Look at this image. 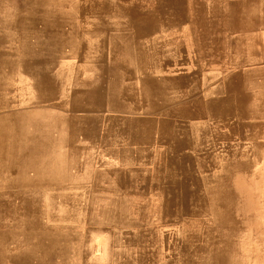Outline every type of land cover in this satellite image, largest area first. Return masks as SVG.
<instances>
[{
	"label": "rangeland",
	"instance_id": "rangeland-1",
	"mask_svg": "<svg viewBox=\"0 0 264 264\" xmlns=\"http://www.w3.org/2000/svg\"><path fill=\"white\" fill-rule=\"evenodd\" d=\"M0 10V264H264V0Z\"/></svg>",
	"mask_w": 264,
	"mask_h": 264
},
{
	"label": "bare ground",
	"instance_id": "bare-ground-1",
	"mask_svg": "<svg viewBox=\"0 0 264 264\" xmlns=\"http://www.w3.org/2000/svg\"><path fill=\"white\" fill-rule=\"evenodd\" d=\"M8 2V1H7ZM10 3V2H9ZM37 4H41V2H39V3H37ZM62 4H64V2L62 3ZM42 5V4H41ZM44 5V4H43ZM67 5V4H66ZM1 8H3V7H1ZM5 8V7H4ZM11 8V7H10ZM53 9V8H52ZM35 10V9H34ZM60 10V9H59ZM58 10V11H59ZM68 10V9H67ZM1 11V10H0ZM4 11V10H3ZM57 11V10H56ZM63 11H64V9H63ZM38 12V11H37ZM1 13V12H0ZM5 13V12H4ZM26 13V12H25ZM35 13V12H34ZM41 13V12H40ZM43 13V12H42ZM52 13V12H51ZM78 13V12H77ZM6 14V13H5ZM26 14H28V13H26ZM45 14V13H44ZM56 14V13H55ZM4 16V15H3ZM61 16V15H60ZM65 16V15H64ZM73 16V15H72ZM87 16H88V14H87ZM95 16V15H94ZM70 17V16H69ZM7 19V18H6ZM83 19H84V17H83ZM28 21V20H27ZM67 22V21H66ZM6 24V23H5ZM92 25V24H91ZM4 26V25H3ZM64 26H66V25H64ZM93 26V25H92ZM95 26V25H94ZM5 27V26H4ZM60 27V26H59ZM14 28V27H13ZM64 28V27H63ZM73 28V27H72ZM82 28V27H81ZM89 28V27H88ZM94 28V27H93ZM81 30V29H80ZM83 31V30H82ZM90 31V30H89ZM67 32V31H66ZM86 32H88V31H86ZM23 33V32H22ZM61 33V32H60ZM70 33V32H69ZM91 34H92V32H91ZM32 35V34H31ZM40 35V34H39ZM38 35V36H39ZM65 35V34H64ZM74 35H76V34H74ZM73 35V36H74ZM95 35V34H94ZM93 35V36H94ZM29 36V35H28ZM27 36V37H28ZM27 37H25V38H27ZM34 37V36H33ZM42 37V36H41ZM72 37V36H71ZM119 38V37H118ZM114 39H115V37H114ZM33 40V39H32ZM37 40V39H36ZM65 40V39H64ZM118 43V42H117ZM123 44V43H122ZM124 45V44H123ZM122 45V46H123ZM98 46V45H97ZM63 47V46H62ZM5 48V47H4ZM126 48V47H125ZM71 49H73V48H71ZM94 51V50H93ZM112 51H113V48H112ZM117 51V50H116ZM67 52V51H66ZM68 53V52H67ZM72 53V52H71ZM76 53V52H75ZM119 53H120V51H119ZM129 53V52H128ZM91 54V53H90ZM65 55H66V53H65ZM85 56V55H84ZM86 57V56H85ZM62 58V57H61ZM114 63V62H113ZM117 63V62H116ZM134 63V62H133ZM60 64V63H59ZM111 64V63H110ZM38 65V64H37ZM89 66V65H88ZM114 68V67H113ZM40 69V68H39ZM57 69V68H56ZM74 69H77V68H74ZM6 70V69H5ZM4 71V70H3ZM57 71V70H56ZM1 75V74H0ZM28 75V74H27ZM1 79V78H0ZM63 81V80H62ZM63 83V82H62ZM80 89V88H79ZM75 91V90H74ZM86 91V90H85ZM63 93V92H62ZM74 93V92H73ZM82 93V92H81ZM66 94V93H65ZM85 94V93H84ZM75 97V96H74ZM33 99V98H32ZM67 101V100H66ZM1 102V101H0ZM4 104H5V102H3ZM2 103V104H3ZM4 104H3V106H4ZM30 104V103H29ZM32 104V103H31ZM40 105H42L41 103H39ZM45 104V103H44ZM39 105V106H40ZM66 105V104H65ZM72 105V104H71ZM33 106V105H32ZM47 106V105H46ZM6 107V106H5ZM12 107V106H11ZM74 108V107H73ZM5 109V108H4ZM15 109V108H14ZM3 110V109H2ZM179 131V130H178ZM62 132V131H61ZM181 132V131H180ZM182 133V132H181ZM56 138V137H55ZM69 139V138H68ZM65 141V140H64ZM50 143V142H49ZM41 144V143H40ZM44 144V143H43ZM51 145V144H50ZM60 147V146H59ZM62 147V146H61ZM61 154V153H60ZM64 155V154H63ZM48 156V155H47ZM66 156V155H65ZM72 156V155H71ZM70 156V157H71ZM109 158V157H108ZM96 159V158H95ZM108 160V159H107ZM3 162V161H2ZM51 164V163H50ZM74 164V163H73ZM1 165V164H0ZM3 165V164H2ZM69 166H70V168H71V165L69 164ZM1 167V166H0ZM67 167V166H66ZM3 168H5V167H3ZM69 168V169H70ZM4 174V173H3ZM73 174V173H72ZM0 177H2V175L0 176ZM64 183V182H63ZM26 187V186H25ZM45 187V186H44ZM43 187V188H44ZM50 187V186H49ZM53 187V186H52ZM56 187H57V185H56ZM75 187V186H74ZM79 187V186H78ZM62 188H65V187H61V189ZM60 189V188H59ZM66 189V188H65ZM63 190V189H62ZM2 191V190H1ZM42 193V192H41ZM64 194V193H63ZM66 194H68V193H66ZM9 195V194H8ZM14 195V194H13ZM8 197H10V196H8ZM31 197V196H30ZM48 197V196H47ZM3 198V197H2ZM47 200V199H46ZM15 213V212H14ZM64 213V212H63ZM59 214V213H58ZM20 215V214H19ZM7 216V215H6ZM44 216V215H43ZM60 216V215H59ZM5 217V216H4ZM24 217V216H23ZM62 217V216H61ZM21 218V217H20ZM31 218V217H30ZM40 218V217H39ZM11 219V218H10ZM13 219V218H12ZM27 219V218H26ZM36 219H38V218H36ZM14 220V219H13ZM44 220V219H43ZM46 220V219H45ZM42 221V220H41ZM7 224V223H6ZM36 224V223H35ZM29 225V224H28ZM31 225V224H30ZM42 226V225H41ZM48 226H50V225H48ZM16 229V228H15ZM24 229V228H23ZM44 229V228H43ZM60 230V229H59ZM21 233V232H20ZM19 236V235H18ZM34 240V239H33ZM17 242V241H16ZM27 242V241H26ZM13 243V242H12ZM18 243V242H17ZM28 243H29V241H28ZM27 244V243H26ZM40 244V243H39ZM19 246V245H18ZM17 246V247H18ZM24 246V245H23ZM26 246V245H25ZM45 246V245H44ZM19 248V247H18ZM26 248H28V247H26ZM32 248V247H31ZM35 248V247H34ZM37 248V247H36ZM42 248V247H41ZM32 250V249H31ZM29 251V250H28ZM27 252V251H26ZM30 252V251H29ZM36 252H38V251H36ZM44 252V251H43ZM34 258V257H33ZM32 258V259H33ZM47 258V257H46ZM36 259H37V257H36ZM6 261V260H5ZM10 261H11V259H10ZM37 261V260H36ZM12 262V261H11ZM52 262V261H51ZM39 264V263H38ZM47 264V263H46ZM52 264V263H51Z\"/></svg>",
	"mask_w": 264,
	"mask_h": 264
}]
</instances>
